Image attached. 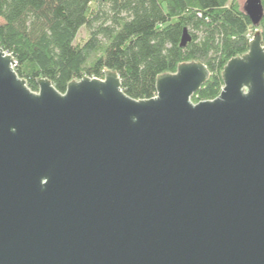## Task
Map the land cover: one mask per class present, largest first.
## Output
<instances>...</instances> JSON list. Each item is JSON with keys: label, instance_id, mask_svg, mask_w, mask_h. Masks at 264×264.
<instances>
[{"label": "water", "instance_id": "water-1", "mask_svg": "<svg viewBox=\"0 0 264 264\" xmlns=\"http://www.w3.org/2000/svg\"><path fill=\"white\" fill-rule=\"evenodd\" d=\"M244 11L264 18L261 0ZM15 67L0 47V264H264L260 31L197 104L202 62L146 100L114 71L34 92Z\"/></svg>", "mask_w": 264, "mask_h": 264}, {"label": "trees", "instance_id": "trees-1", "mask_svg": "<svg viewBox=\"0 0 264 264\" xmlns=\"http://www.w3.org/2000/svg\"><path fill=\"white\" fill-rule=\"evenodd\" d=\"M0 20V47L34 92L38 78L65 93L74 80L114 71L129 97L146 100L160 75L202 62L210 77L197 104L221 94L224 67L249 52L257 31L264 46V18L254 25L239 0H0Z\"/></svg>", "mask_w": 264, "mask_h": 264}, {"label": "rangeland", "instance_id": "rangeland-1", "mask_svg": "<svg viewBox=\"0 0 264 264\" xmlns=\"http://www.w3.org/2000/svg\"><path fill=\"white\" fill-rule=\"evenodd\" d=\"M246 1L247 0H239V2H240V4L244 7V5L246 4ZM86 34H87V32H86V30H81V33H80V35H79V38H85L86 37ZM254 37V36H253Z\"/></svg>", "mask_w": 264, "mask_h": 264}, {"label": "crops", "instance_id": "crops-1", "mask_svg": "<svg viewBox=\"0 0 264 264\" xmlns=\"http://www.w3.org/2000/svg\"><path fill=\"white\" fill-rule=\"evenodd\" d=\"M0 22H2V21L0 20Z\"/></svg>", "mask_w": 264, "mask_h": 264}]
</instances>
